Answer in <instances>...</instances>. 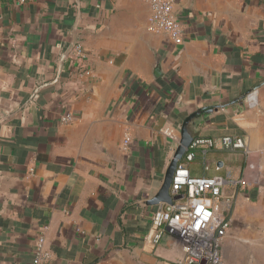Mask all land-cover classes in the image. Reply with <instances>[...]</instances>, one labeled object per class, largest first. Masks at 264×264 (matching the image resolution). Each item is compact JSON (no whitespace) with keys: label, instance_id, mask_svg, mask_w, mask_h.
Returning <instances> with one entry per match:
<instances>
[{"label":"crops","instance_id":"obj_1","mask_svg":"<svg viewBox=\"0 0 264 264\" xmlns=\"http://www.w3.org/2000/svg\"><path fill=\"white\" fill-rule=\"evenodd\" d=\"M174 9L187 32L178 49L151 30L149 0H0V264H35L41 238L51 258L40 264H174L168 237H145L180 128L251 91L195 127V138L244 139L248 154L218 143L183 162L227 181L224 264H264V0ZM79 13L85 57L70 74Z\"/></svg>","mask_w":264,"mask_h":264},{"label":"built area","instance_id":"obj_2","mask_svg":"<svg viewBox=\"0 0 264 264\" xmlns=\"http://www.w3.org/2000/svg\"><path fill=\"white\" fill-rule=\"evenodd\" d=\"M33 0H19L26 4ZM151 5V30L169 37L175 48H181L187 40V32L175 13V0H149ZM85 57L81 43H78L66 58L74 63ZM248 101L255 106L257 96ZM62 123L70 124L74 117L66 113L60 117ZM133 140L129 132L123 139L122 150L125 154L131 151ZM232 151L249 149L244 139L223 136L218 141L213 138H195L184 162H192L197 152L211 151L217 144ZM180 162L171 184V195L178 199L172 205L164 204L152 215L151 230L145 237V244L157 247L164 238H169L180 250L181 258L174 264H224L222 245L229 234L233 221L228 216L232 199L224 195L227 185L221 176H193L184 162ZM190 191V194H189ZM44 239L38 243L35 264L48 262L49 253L44 252Z\"/></svg>","mask_w":264,"mask_h":264},{"label":"water","instance_id":"obj_3","mask_svg":"<svg viewBox=\"0 0 264 264\" xmlns=\"http://www.w3.org/2000/svg\"><path fill=\"white\" fill-rule=\"evenodd\" d=\"M81 18V13H79L77 17V21L74 27V34H73V40L69 47L67 48L66 52L64 53L62 60H65L73 51L74 47L78 44V34H77V28L79 26ZM252 92V91H251ZM251 92L247 93V95L242 96L240 99L235 100L233 102L224 103L221 106L212 107V108H202L191 114L187 119L184 121L183 125L180 128V141L178 145L175 147V152L173 155V159L169 163L165 176L163 185L158 192V194L153 197L150 201H148L147 205L149 206H159L161 204H168L172 205L175 200H177V197H172L171 195V184L174 177V174L177 170V167L180 162H182L192 145L194 139H195V127L197 125V121L204 117L205 115L213 114L215 111H218L219 108L228 107L231 105H235L237 103H242L243 100L248 96Z\"/></svg>","mask_w":264,"mask_h":264},{"label":"trees","instance_id":"obj_4","mask_svg":"<svg viewBox=\"0 0 264 264\" xmlns=\"http://www.w3.org/2000/svg\"><path fill=\"white\" fill-rule=\"evenodd\" d=\"M70 63L71 62L68 60L65 61L64 68H66L70 74L75 73L77 70L74 67H72V65ZM104 258L105 257L96 258V260H94L92 263H87V264H96V263L102 261Z\"/></svg>","mask_w":264,"mask_h":264}]
</instances>
